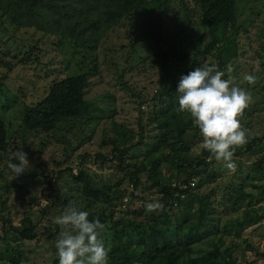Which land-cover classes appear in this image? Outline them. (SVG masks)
Here are the masks:
<instances>
[{"label": "rangeland", "instance_id": "rangeland-1", "mask_svg": "<svg viewBox=\"0 0 264 264\" xmlns=\"http://www.w3.org/2000/svg\"><path fill=\"white\" fill-rule=\"evenodd\" d=\"M0 6L3 7L4 4ZM14 9L26 11L17 6ZM263 9L264 0H236V24L222 30L225 39L231 38V51H229L231 60L223 66L211 55L198 56L196 60L202 65L215 64L219 70L225 71L226 78L248 72V62L256 68L259 67L258 54H263L261 49L263 38L261 31L264 30ZM82 10L85 12L86 8ZM197 11L193 0H161L158 9H153L150 13L146 12L141 17L140 14H136L132 16L131 22L117 23L111 30H104L103 33H101L102 29L94 30L95 36L99 34L94 40L91 37L90 39L81 37L83 40H88L85 44L67 36L70 31L80 37L78 32L82 24L75 25L77 11L74 15L68 11L70 16L68 21H60L58 16L55 19L54 25L57 27L59 23L67 38L59 37L65 35L54 30L55 27L39 24L40 19L38 22L30 20L26 25L19 27L15 34L7 35L0 31L2 48L0 49V114L10 127L11 141L7 155L0 154V235L4 234V228L8 230L9 226L19 227L25 217H30L32 222L40 219L36 229L37 237L34 240L8 238L14 248L20 251V255L13 253L17 257L15 264L52 263L53 253L50 244H53L55 236H47L49 231L44 228L52 229V222L60 214V210L52 208L49 204L57 195L64 193L70 196L76 195L77 188L70 189L68 185L73 184L70 176L77 173L81 156L85 155L87 158L88 155L93 157L100 153L108 155L114 147L112 142L116 139L122 147L133 146L129 154L133 158L138 154L137 152L143 150L148 138L153 137L152 128L145 120L147 113L152 110V98L157 95L156 90L160 87V70L162 71L163 65L156 58L154 47L147 44L151 41L145 42L140 39L138 32L131 29L132 24H137V28L149 25L155 28L161 24L164 34L170 37L180 27L185 26L186 19L191 17L189 29L175 42L176 50L180 51L181 56L168 60V64H174L180 59L185 61V66H188L194 60V53L203 50L212 40L208 31L199 28ZM35 12L46 23L52 24L53 20L46 17L42 11L41 15L40 11ZM13 13L19 14L14 10ZM91 17L93 21L102 22L104 16L93 14ZM4 19L0 15L1 29H10L9 31L13 32L10 25L6 26ZM244 31L247 32L246 35ZM90 42L94 43L95 47L88 45ZM30 53L36 56V59L32 57V61L27 64H23L26 63L24 61L22 64L17 63L24 54ZM92 66H96V70L93 76L88 77L85 90V99L93 104L88 119L76 121V127H73L70 134L64 130L55 133L38 131L20 139V133L17 131L20 129L19 116L23 107L43 98L47 86L52 81H58L64 76L85 73ZM229 69L231 71H228ZM239 82L243 81L239 80ZM257 101L258 98L248 104L246 108L249 113L244 109L243 113L237 116L243 127L248 130V139L252 136H260L264 132V110L259 113L254 112ZM141 115L144 117L141 122L144 128L143 141L139 132ZM169 119L164 118L160 122ZM20 148L27 153L29 166L25 172L15 177V174L8 169L7 163L12 158V154ZM201 150L202 143L194 146L191 153L198 155ZM262 153L264 154V149ZM256 156L251 152L233 155L235 169H228L222 161L215 160L213 169L217 178L210 188L215 193L212 206L221 231L227 220L239 217L241 210L248 204L264 205V198L257 197L248 203H241L240 210L232 212L228 203L223 202L227 195L244 182L247 174H253L251 169L258 160ZM139 158H142V155ZM87 166L97 175L102 173L104 178L110 179L112 183L123 175L114 167L101 168L100 162L95 161L94 158H91ZM68 169L72 170L71 174L67 172ZM141 180L143 188L145 185L143 176ZM32 181L38 183L34 184ZM196 184L197 181L194 180L190 186L195 189ZM130 185L128 181L123 183L125 197L121 203H114L110 207L115 210L112 220L119 225L126 223L128 219H137L131 212L145 207L146 203L143 204L141 198L149 202L158 197L154 191H133ZM25 186L28 190H25ZM19 187L23 189L20 190ZM245 187L248 190L251 188L247 183ZM131 194L137 198L132 200V205H128ZM140 220L145 222L143 217ZM9 236L13 237V234ZM6 238L5 235L4 239ZM4 239H0V253L4 252ZM223 239L237 263L264 264V214L256 224L234 229L224 234ZM213 242L214 240L205 244L210 245ZM105 245L109 247V241H106Z\"/></svg>", "mask_w": 264, "mask_h": 264}, {"label": "trees", "instance_id": "trees-1", "mask_svg": "<svg viewBox=\"0 0 264 264\" xmlns=\"http://www.w3.org/2000/svg\"><path fill=\"white\" fill-rule=\"evenodd\" d=\"M160 2L161 0H0V4H4L3 7L0 6V15L5 18L6 26L10 25L13 28V32H10V29H1V26L0 31L7 35L15 34L19 27L26 25L30 20L38 22L40 19L39 24L55 27L54 30L65 35L59 37L67 38L59 23L57 27L54 25L55 19L58 16L60 21H68L70 17L68 11L73 15L77 11L75 25L82 24L78 32L80 37L70 31L67 36L85 44L88 40H83L81 37L89 39L91 37L94 40L99 36L93 34L94 30L102 29L101 33H103L104 30H111L117 23L131 22L132 16L136 14H140L141 17L146 12L150 13L153 9H158ZM193 3L198 9L199 28L208 31L212 40L203 50L194 53V60L188 66H185V61L180 59L174 64H168V60L181 56L180 51L176 50L175 42L189 29L191 17L186 19L185 26L180 27L170 37L164 34L161 24L155 28L151 25L139 28L136 27L137 24L131 26V29L138 32L140 39L145 42L151 41L147 44L154 47V54L163 65L162 71L160 70V87L156 90L157 95L152 98V110L147 113L145 120L152 128L153 137L148 138L143 150L137 152L138 154L133 158L129 155L133 146L122 147L116 139L113 140L114 147L108 155L100 153L93 157L88 155L87 158L85 155L81 156L77 173L73 175L72 170H67L73 181L68 187L77 188L76 195L70 196L68 193L57 195L56 201L54 202V198L53 203L49 204L61 212L69 202L78 203L83 210L89 212L90 220L98 218L104 223V241H109L110 244L108 264H239L232 258L223 235L239 227L256 224L264 214L263 204L257 206L248 204L241 210L239 217L227 220L221 231L212 206L215 193L210 188L217 178L213 169L215 159L210 158V153L203 147L198 155L191 153L194 146L202 143V136L199 129L192 124L190 115L178 110L177 83L181 74H187L194 67L202 65L196 60L198 56H214L222 66L231 60L229 56L231 38L225 39L222 30L234 26L237 21L236 0H193ZM16 6L26 11H16L14 9ZM83 8H86L85 12ZM13 10L19 14H14ZM35 11H40V15L42 11L46 17L53 20L52 24L42 20ZM93 14L104 16L103 21H93L91 17ZM246 33L244 31V35ZM261 35L263 54H258L260 66L256 68L250 62L247 66L248 72L256 76L255 82L250 85L246 81L242 83L239 80L235 81L250 91L253 102L258 98L255 103L256 108L253 106L254 112L258 113L264 110V30L261 31ZM88 45L95 47L92 42ZM32 57L36 59L31 53L24 54L17 63L22 64L24 61L26 63L23 64H27L32 61ZM95 70L96 66H92L85 73L64 76L58 81H52L47 86L43 98L25 105L19 116L20 129L17 132L20 133V139L38 131L55 133L64 130L70 134L73 127H76V121L88 119L93 104L85 99V90L88 77L93 76ZM176 78L178 79L175 80ZM164 118L170 119L160 122ZM143 119L141 115L139 130L141 141L144 140V128L141 126ZM9 135L10 127L0 114V154L3 156L7 155L11 145ZM239 147L235 148L234 156L251 152L257 155L258 160L252 165L253 174H247L244 182L223 200L228 203L232 212L240 210L241 203H248L257 197L264 198V154L262 153L264 132L260 136H252ZM140 155L142 158H139ZM91 158L99 161L101 168L108 166L116 168L123 174L122 177L112 183L110 179L106 180L102 173L97 175L87 166ZM94 164L96 165L95 162ZM142 176L145 182L143 188ZM194 180L197 181L196 187L194 185L195 189L190 186ZM125 181L130 182L133 191H154L158 196L154 200L159 201L161 207L153 212H146L145 207L134 210L131 214L137 219H128L121 225L113 221L115 210L110 207L114 203H121L125 197L126 191L122 187ZM246 183L251 187L249 190L245 187ZM22 187L19 189L22 190ZM25 190H28L26 186ZM136 198L131 194L128 205H132V200ZM140 200L143 204L146 203L144 199ZM142 217L145 222L140 220ZM39 222L40 219L32 222L30 217H25L19 227L9 226L8 230L3 229L4 234L0 235V239H4L5 235L7 238L4 239V252L0 253V264H15L17 257L13 253L20 255V251L14 248L8 238L34 240L37 237L36 229ZM52 224V229H44L49 231L47 236L56 237L59 226L54 222ZM10 234H13V237H10ZM219 234L221 235L216 238ZM212 240L214 242L210 245L205 244ZM52 243L50 244L53 253L51 264H59L55 238Z\"/></svg>", "mask_w": 264, "mask_h": 264}, {"label": "clouds", "instance_id": "clouds-1", "mask_svg": "<svg viewBox=\"0 0 264 264\" xmlns=\"http://www.w3.org/2000/svg\"><path fill=\"white\" fill-rule=\"evenodd\" d=\"M228 71H231L230 69ZM226 77L215 64L196 66L181 74L176 86L178 110L192 118L199 129L202 147L210 158L222 161L228 169H235V148L248 141V130L237 118L251 102L250 91L235 81L253 84L256 76L249 72ZM29 166L27 153L22 148L12 154L7 167L19 176ZM161 207L159 201L146 202L145 211ZM89 212L75 202H69L54 218L59 226L55 237L59 264H108L109 248L104 242L105 225L98 219H89Z\"/></svg>", "mask_w": 264, "mask_h": 264}]
</instances>
